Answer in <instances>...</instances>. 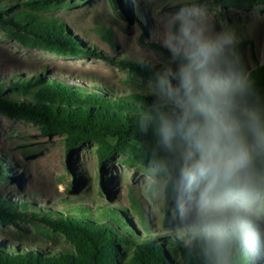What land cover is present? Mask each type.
<instances>
[{
  "label": "rangeland",
  "instance_id": "1",
  "mask_svg": "<svg viewBox=\"0 0 264 264\" xmlns=\"http://www.w3.org/2000/svg\"><path fill=\"white\" fill-rule=\"evenodd\" d=\"M21 1L0 0V5ZM57 4L46 15L63 22L93 52L58 55L24 46L13 38L10 26L0 23V82H11L16 75L40 74L90 90L103 87L117 95L141 93L153 102L149 86L153 72L170 62L162 44L163 26L180 7L193 5L205 13L210 32L235 29L239 43L232 53L246 72L264 64V0H59ZM109 29L114 46L106 35ZM95 148L94 143L88 144L68 160L63 134L46 135L34 122L0 113V197L23 213L9 225L0 220L1 244L9 251L15 246L69 249L72 245L65 236L47 227L39 212L70 209L65 214H73L71 208L95 217L103 207L127 209L142 235L146 234L142 215L154 237L190 240L198 233L191 218L181 222L179 210H168L169 173L164 168L149 167L121 154L107 162L102 172ZM177 204L188 206V194ZM257 212L259 229L264 232V194ZM258 244L264 250V240Z\"/></svg>",
  "mask_w": 264,
  "mask_h": 264
},
{
  "label": "trees",
  "instance_id": "2",
  "mask_svg": "<svg viewBox=\"0 0 264 264\" xmlns=\"http://www.w3.org/2000/svg\"><path fill=\"white\" fill-rule=\"evenodd\" d=\"M58 1L23 0L14 5H0V23L10 26L13 38L24 46L58 55L93 52L76 40L63 22L46 15L58 6ZM106 35L114 46L112 30H107ZM228 55L235 61L232 52ZM249 74L264 99V64ZM16 76L11 82H0L1 114L34 122L46 135L63 134L68 160L94 143L102 172L107 162L121 154L149 167L164 168L169 173L165 188L167 208L179 210L178 199L187 195L179 185L182 147L178 142L173 150H167L159 143L153 131L158 109L149 96L117 95L103 87L90 90L40 74ZM255 171L263 195L264 155L257 156ZM71 210L73 214H65L70 209L65 213L39 212L47 227L65 236L72 245L69 249L34 250L15 246L9 251L0 243V264H207L198 231L190 240L177 236L154 237L149 234L151 229L141 213L145 235L138 231L129 215L132 212L127 209L103 207L98 217L79 208ZM22 215L14 204L0 197L2 222L15 223ZM257 244L255 251L244 239H238L232 247L229 264H264V250Z\"/></svg>",
  "mask_w": 264,
  "mask_h": 264
},
{
  "label": "clouds",
  "instance_id": "3",
  "mask_svg": "<svg viewBox=\"0 0 264 264\" xmlns=\"http://www.w3.org/2000/svg\"><path fill=\"white\" fill-rule=\"evenodd\" d=\"M204 15L182 6L163 26L170 62L149 82L153 131L165 149L182 147L179 185L189 205H180V221L193 220L207 264H229L238 239L264 240L255 171L264 155V99L240 58L228 55L239 43L235 29L212 33Z\"/></svg>",
  "mask_w": 264,
  "mask_h": 264
}]
</instances>
